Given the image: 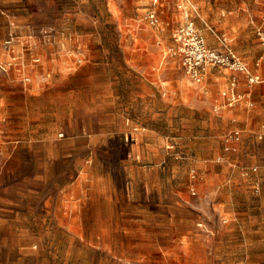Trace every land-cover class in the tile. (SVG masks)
<instances>
[{
    "label": "crops",
    "instance_id": "crops-1",
    "mask_svg": "<svg viewBox=\"0 0 264 264\" xmlns=\"http://www.w3.org/2000/svg\"><path fill=\"white\" fill-rule=\"evenodd\" d=\"M183 10L186 21L189 9L185 6ZM40 30L51 36L40 38L42 46L36 53L40 62L32 63L40 71L33 74L32 67L23 68L32 74L28 83L8 72L10 87L0 89V137L2 132L22 146L21 153L13 156L21 166L10 170L12 181L0 202V229H4L0 231V264H32L40 252L33 243L42 240L40 236L49 226L57 227L59 234L64 228L74 241L100 249L95 250L110 263L118 258L122 260H116L118 264H142L136 259L157 255V228L173 224L175 210H186L194 221L197 216L189 192L175 188L179 167L175 168L168 148L172 132L168 112L172 124L176 99L201 112H219L220 91L233 72L224 67L209 69L198 88L202 97L192 100V81L181 94L175 93L172 76L166 70L158 72L155 58L135 53L125 64L139 71L133 76L138 86L133 97L136 103L129 102L124 86L117 101L115 95L111 101L108 94L98 108L83 100V91L58 82L59 75L73 76L68 72L72 53L64 42L53 40L54 27L43 25ZM34 33L30 29L29 37ZM154 35L157 33L151 39ZM207 37L209 44L214 41L210 33ZM134 39L126 46L131 50L141 39V50L146 41L141 36ZM246 58L251 61L252 55ZM236 74L240 89L245 90L244 75ZM87 78L93 81L94 76ZM118 84H123L120 77ZM251 90L253 104L241 101L223 108L222 123L226 126L233 119L241 129V139L232 149H225L234 161L233 173L247 177L251 167L257 166L250 176L257 178L254 186L259 192L264 181V81ZM159 117L164 124H159ZM99 165L104 170L96 173ZM198 167L203 171L201 186L215 180L205 163ZM115 241L120 244H113ZM145 242H153V248H147ZM167 252L161 251L165 258Z\"/></svg>",
    "mask_w": 264,
    "mask_h": 264
},
{
    "label": "rangeland",
    "instance_id": "rangeland-1",
    "mask_svg": "<svg viewBox=\"0 0 264 264\" xmlns=\"http://www.w3.org/2000/svg\"><path fill=\"white\" fill-rule=\"evenodd\" d=\"M185 6L190 13L188 19L195 22L206 38L207 33L214 38L210 42L212 47L226 42L255 71L261 70L264 58L261 65L257 60L264 56V45L252 22L260 11L256 0H159L156 5L153 0H0V89L10 87L8 72L11 76L16 73L18 79L28 83L30 80L26 77L31 79L32 74L23 68L32 67L33 74L40 71L41 67L37 69L32 63L40 62L33 58L42 46L40 38L49 34L40 30L47 25L55 28L51 30L56 33L53 40L64 42L73 57L68 71L73 76L59 78V75L58 82L83 91V100L93 102L94 107L100 108L108 94L111 101L112 95L117 101L118 91H123L124 86L128 88L129 102L136 103L133 97L138 86L133 76L139 71L125 64V59L135 53L155 58L158 72L166 70L173 78L174 92L181 94V89L190 87L191 81L182 64L177 38L178 29L185 23ZM153 8L159 17L156 25L147 17ZM30 29L36 32L31 38ZM154 33L157 35L151 39ZM12 36L14 42L8 48L6 40ZM135 36L146 41L141 50V39H137L135 46L132 44L131 50L126 46ZM31 39L37 44L30 42ZM246 55H252L251 61ZM90 75L94 76L93 81L87 78ZM119 77L122 86L118 84ZM194 84L195 88L190 87L192 100L200 95L198 88L202 83ZM159 119V124H164V119ZM223 119L222 109L201 112L177 99L174 101L172 124H169V112L167 122L172 131L168 148L173 153L175 168L179 167L175 188L189 192L191 202L197 207V216L194 221L186 210H175L174 223L157 228V255L136 261L142 264H264V181L257 192L254 186L257 178L250 176L256 170L251 167L250 174L243 178L233 173L234 161L225 150V136L236 126L233 119L223 125ZM1 135L0 202L12 181L10 170L21 166L13 156L22 151L20 141L8 139L2 132ZM200 162L211 169V177L215 178L202 186ZM102 170L101 165L95 167L96 173ZM0 231H4L3 227ZM59 233L57 227H45L40 236L42 240L33 243L40 252L31 260L32 264H118L116 260L122 261L116 258L115 263H110L97 251L100 249L74 241L64 228ZM145 245L153 248L154 243L145 242ZM162 249L168 251L167 258Z\"/></svg>",
    "mask_w": 264,
    "mask_h": 264
},
{
    "label": "built area",
    "instance_id": "built-area-1",
    "mask_svg": "<svg viewBox=\"0 0 264 264\" xmlns=\"http://www.w3.org/2000/svg\"><path fill=\"white\" fill-rule=\"evenodd\" d=\"M158 2L159 0H153L155 5L158 4ZM256 2L260 5V12L258 18H252V22L264 45V0H256ZM147 17L152 25L159 23L157 9L153 8L149 10ZM45 33H47V31ZM46 36L45 34L44 39ZM31 37H33V34H31ZM13 38L12 36L6 40L8 48H10L14 42ZM177 38L181 44L182 64L186 74L192 82L196 84L202 83L207 71L212 67H224L233 72L228 85L220 91L223 100L219 103L217 110L225 107H233L241 101H245L247 105L253 104L251 87L256 83L264 81V64L261 65L264 56L257 60V64L261 65V70L255 71L251 64L238 54L228 43L225 42L220 49L212 47L207 42L205 35L197 28L195 22L190 19L186 20L185 23L180 26L177 32ZM33 60L38 62L40 57L35 56ZM236 73H242L244 75L247 84L245 90L240 89L241 80ZM26 79L30 80L29 77H26ZM240 139L241 129L235 127L225 136V149H232V144L238 142ZM252 169L257 170L258 167L253 166ZM258 189L259 187L257 186L256 190ZM192 193H196L194 188H192Z\"/></svg>",
    "mask_w": 264,
    "mask_h": 264
}]
</instances>
